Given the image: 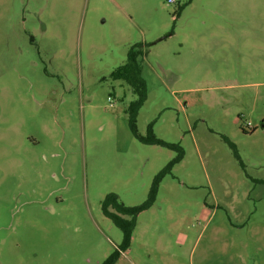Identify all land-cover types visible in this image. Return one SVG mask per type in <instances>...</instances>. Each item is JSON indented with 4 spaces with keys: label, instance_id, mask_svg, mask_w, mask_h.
I'll return each mask as SVG.
<instances>
[{
    "label": "rangeland",
    "instance_id": "obj_1",
    "mask_svg": "<svg viewBox=\"0 0 264 264\" xmlns=\"http://www.w3.org/2000/svg\"><path fill=\"white\" fill-rule=\"evenodd\" d=\"M113 254L264 264V0H0V264Z\"/></svg>",
    "mask_w": 264,
    "mask_h": 264
},
{
    "label": "trees",
    "instance_id": "obj_2",
    "mask_svg": "<svg viewBox=\"0 0 264 264\" xmlns=\"http://www.w3.org/2000/svg\"><path fill=\"white\" fill-rule=\"evenodd\" d=\"M144 54V48L142 44H136L133 46L131 52L128 55V58L124 65L117 68L113 73L112 77L114 79H121L128 83V85L132 88L133 92L137 95L136 101L131 105L130 110L132 116L136 114L137 108L143 103L146 97V86L145 80L142 76V67L139 62V57ZM107 203H114L116 209L119 213L132 215V218L129 220H125L116 213H112L111 215L116 223L120 225L125 231L126 236V244H128V239L133 230L137 215L147 207V203L139 206L129 207L121 202L117 201L116 195L111 194L106 198ZM117 258L116 254H113L109 259H107L105 264H113Z\"/></svg>",
    "mask_w": 264,
    "mask_h": 264
},
{
    "label": "built area",
    "instance_id": "obj_3",
    "mask_svg": "<svg viewBox=\"0 0 264 264\" xmlns=\"http://www.w3.org/2000/svg\"><path fill=\"white\" fill-rule=\"evenodd\" d=\"M170 3H173L175 2L176 0H168ZM248 126H249V123H248Z\"/></svg>",
    "mask_w": 264,
    "mask_h": 264
}]
</instances>
